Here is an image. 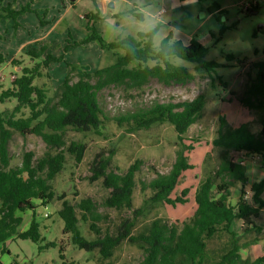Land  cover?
Here are the masks:
<instances>
[{"label":"trees","instance_id":"16d2710c","mask_svg":"<svg viewBox=\"0 0 264 264\" xmlns=\"http://www.w3.org/2000/svg\"><path fill=\"white\" fill-rule=\"evenodd\" d=\"M15 1L0 0V19L15 20L32 11V0L19 8L14 6ZM258 9V4L250 1L240 11L247 15ZM207 10L209 13L223 11L219 10L217 3L209 5ZM95 17L92 11L84 14L88 34L71 42L67 39L62 51L94 42L101 50L114 55L111 63L93 71H77L74 63L65 62L68 73L53 87L48 83L51 80L49 67L51 63L63 61V55L47 52L48 44L36 40L23 46L22 55L11 59L15 71L11 73L10 85L3 88L0 84V104L14 101L12 107L0 110V252H9L6 244L13 238L29 239L34 243L42 240L39 223L34 218L35 208L37 204H51L53 192L48 181L64 167L66 146L73 153L75 163L81 161L84 141L66 142L67 131H74L83 138L95 136L107 141L106 148L90 160L88 175L91 180L102 179L107 196L97 200L92 195H85L73 202L59 197L61 207L55 213L63 222L62 233L73 245L89 253L97 249L100 256L109 257L123 240L142 244L141 257L122 264H264V252L254 259L242 258L239 253L241 248L256 243L257 235L262 232L255 220L264 207V175L249 182L245 163L234 155L241 152L256 154L264 167V61L250 64L256 74L236 97L241 106L257 116L259 129L252 131L249 122L232 125L224 115L218 114L213 137L207 142L209 148L203 156L193 188L192 214L173 224L152 221L146 231L133 234L131 228L151 204L163 202L175 207L189 201L190 186L176 189L183 174L195 168L189 161L188 152L200 144V138L196 134L192 136L190 128L201 118L208 97L201 91L192 99L153 100L109 117L101 106L100 92L111 86L126 92H140L151 78L166 85L186 83L197 77L212 78L220 64L205 60L207 49L196 38H190L182 49L184 59L180 62L184 68L181 70H164L162 63L152 67L153 61L146 58H128L104 42L94 26ZM224 29L222 25L219 34ZM230 58L227 55V59ZM5 60V55L0 52V64ZM75 70L77 78L72 80L71 74ZM105 119L117 124L132 120L134 126L128 132L146 130L165 122L173 126L174 158L166 171L147 166L149 177H139L138 181L141 189L150 188L154 192L137 208H133V191L137 186L135 175L140 173L143 163L136 159L124 171L111 163L119 142L111 141L114 135L107 131L103 123ZM15 133L22 137L38 136L54 151L35 160L34 151L22 150L18 163L11 164L9 144ZM232 187L239 192L234 204L231 203ZM247 192L250 193L248 198ZM77 210L81 213L80 219ZM27 211L32 213L31 219L24 230H18L22 223L21 214ZM103 211L120 215L112 229L101 230L98 225L104 220ZM87 220L88 229L94 233L91 237H86L82 230V222ZM235 221H240L239 231L232 228ZM251 232L255 236L240 243V236ZM46 245L54 246L55 243L47 242ZM60 251H63L62 246ZM60 256L64 258L63 253Z\"/></svg>","mask_w":264,"mask_h":264},{"label":"rangeland","instance_id":"374dc122","mask_svg":"<svg viewBox=\"0 0 264 264\" xmlns=\"http://www.w3.org/2000/svg\"><path fill=\"white\" fill-rule=\"evenodd\" d=\"M27 1L16 0L14 6L19 8ZM250 1L205 0L200 2L185 0L181 3L179 0H170L173 6L170 8L169 14L173 18V23L181 27V38L183 40L199 39L207 49L205 60L220 64L212 73V78L197 77L186 83L167 85L151 78L144 90L140 92L137 90L126 92L120 87L112 86L100 92L101 106L109 117L136 106L149 104L153 100L192 99L201 91L208 97L201 118L190 128L192 136L196 134L200 138V144L188 152L189 161L195 165V168L183 174L176 189L178 191L182 187L190 186L189 201L177 204L175 207L163 202L151 204L138 217L131 230L133 234L146 231L152 221L173 224L176 220H186L192 214L194 209L193 188L199 175V166L209 148L207 142L213 137L218 114L224 115L232 125L249 122L252 131L256 132L259 129L257 116L241 106L236 100V97L242 94L245 84L256 74V70L252 69L250 64L255 61H264V0H258L259 9L255 14L246 15L240 11V8ZM73 3H75L74 7H67L68 4H71L69 0H32L30 3L31 12L24 13L15 20L0 19V52L6 57V60L0 64V84L3 85V88L10 85V80L13 78L11 73L15 71L11 66V59L22 55L21 49L16 52V48L24 41H31L34 38L41 39L40 41L48 44L47 52L63 55V61L51 63L49 67L51 80L48 83L53 87H56L68 73L69 67L65 62L74 63L77 71H92L114 60V55L101 50L94 42L83 46L69 47L66 52L62 51L67 39L71 42L72 39L84 38L88 34L85 28L82 29L87 22L84 15L80 14L77 21L74 19L75 14L89 10L94 13L97 5L101 8L105 6L95 3L94 0H75ZM213 3L221 6L223 11L209 13L207 7ZM165 7H169V3H166ZM66 8L68 9L65 10ZM205 15H210L211 20L202 23ZM15 21L16 26H14ZM94 21V26L99 31L96 17ZM222 25L225 29L219 34ZM259 26H262V29H258ZM227 55H230L231 58L227 59ZM23 57L25 56L23 55ZM77 71L75 70L71 74L72 80L77 78ZM228 92L233 94L229 95ZM13 104L14 101L4 102L0 104V110L6 107L10 108ZM103 123L107 131L114 135L111 141L119 142L111 163L120 171L126 170L128 165L136 159L143 163L140 173L135 175L137 186L133 191V208H137L141 206L144 199L149 198L154 192L150 188L141 189L138 181L139 177L143 179L149 177L147 166L153 165L161 171H166L174 158L176 145L173 126L165 122L151 126L146 130L132 129L128 132L134 126L132 120L117 124L111 119H105ZM122 134L124 135L121 136ZM72 140H83L85 143L81 161L75 163L73 153L66 146L64 167L48 181L53 192L51 204L45 206L37 204L35 208L34 218L39 223L42 240L34 243L29 239H10L6 244L9 252H0V264H122L128 261H137L141 257L142 244L140 243L123 240L114 248L111 256L102 257L97 249L89 253L76 247L62 233L63 222L55 213V210L61 207L62 199L59 197L62 196L63 199L73 202L85 195H92L97 200L107 196L102 179L91 180L88 177L90 160L106 148L107 141L95 136L83 138L77 132L67 131V144ZM22 150L34 151L36 160L48 156L54 151V148L47 147L38 136L22 137L15 133L9 144V151L12 155L11 164L18 163V155ZM234 155L242 158L246 168L249 167L251 179L259 180L263 177L264 167L258 155H248L243 152L234 153ZM42 174L44 175V173ZM231 189V203L234 204L239 192L235 187ZM246 196L248 198L250 193L247 192ZM262 196L264 199V192ZM101 210L103 209L101 208ZM76 214L80 219L81 213L77 210ZM103 214L104 220L100 221L98 225L101 230L112 229L120 215L112 211H103ZM21 216L23 221L18 230L27 227L32 213L27 211ZM262 219H264V209L260 220ZM238 223L239 221H235L232 225L234 229L238 230ZM88 224V220L82 222V230L86 237H91L94 233L88 229ZM254 235V233L242 235L240 240L245 241ZM52 241L55 243L54 246L46 245L47 242ZM214 244H217V240H214ZM40 246L41 248H39ZM61 246L63 247L62 252L60 251ZM262 247V249L254 250L257 252H250L249 255L260 254L264 250V246ZM61 253L64 258L60 256Z\"/></svg>","mask_w":264,"mask_h":264},{"label":"clouds","instance_id":"9594fccd","mask_svg":"<svg viewBox=\"0 0 264 264\" xmlns=\"http://www.w3.org/2000/svg\"><path fill=\"white\" fill-rule=\"evenodd\" d=\"M169 3V7L165 4ZM170 0H107L94 9L104 42L128 58H146L152 67L181 70L184 64L181 27L169 14Z\"/></svg>","mask_w":264,"mask_h":264},{"label":"crops","instance_id":"0c3cea01","mask_svg":"<svg viewBox=\"0 0 264 264\" xmlns=\"http://www.w3.org/2000/svg\"><path fill=\"white\" fill-rule=\"evenodd\" d=\"M185 0H183V1H180L179 0V2H181V3H183ZM197 1V0H196ZM253 3H257L258 4V6H259V3H258V0H251ZM70 2V1H69ZM74 2V1H73ZM94 2L95 3H97V4H99V5H106V3H107V0H94ZM104 2H105V4H104ZM74 5H75V3H72V5L70 4H68V6L67 7H71V6H73L74 7ZM246 5V4H245ZM245 5L243 4L241 7L242 8H244L245 7ZM98 6V5H97ZM68 8H66L65 10H67ZM222 9V7L221 6H219V10H221ZM223 10V9H222ZM89 12H91L90 10L89 11H82V12H79V13H76L75 14V16H74V19H76L77 20V17L80 15V14H82V15H84V14H86V13H88L89 14ZM76 17V18H75ZM210 15H205L204 16V18L202 19V23H206V22H208V21H210L211 19H210ZM205 18H209V19H207V21H205ZM78 21V20H77ZM86 24V23H85ZM85 27L83 26V28L82 29H84ZM36 40H41V39H37V38H34L33 40H31V41H24L23 43H21L17 48H16V52H17V50H20L21 49V51H22V48H23V46L24 45H26L27 43H31V42H33V41H36ZM199 40V39H198ZM189 41V39H187L186 40V42H188ZM200 41V40H199ZM88 44H91V42L90 43H88ZM93 71V70H92ZM249 168V167H248ZM248 168H246L247 169V175H248V177H249V182H253V181H257V179H251L250 178V175H249V171H248ZM250 169H251V167H250ZM264 192V191H263ZM262 195H263V193H262ZM263 197V196H262ZM263 209H264V207L260 210V212H259V215H258V217H257V219L255 220V223L256 224H258L259 226H261L262 227V232H260L257 236H258V241L256 242V243H254V244H251V245H249V246H247V247H243V248H241L240 249V251H239V253H240V255H241V257L242 258H249V259H254V258H256L257 256H259V255H261L263 252H264V250H262L261 252H260V254H256V255H254V256H250L249 254H250V252L251 253H254V252H257V251H254V250H257V249H262L263 247L262 246H264V219H262V220H260V218H261V214H262V211H263ZM22 221H23V219H22ZM235 223V222H234ZM233 223V224H234ZM232 224V225H233ZM232 228H233V226H232ZM239 228H240V221H239V223H238V230L237 229H235V230H237V231H239ZM25 229V228H24ZM24 229H22V230H24ZM131 230H132V228H131ZM132 233V232H131ZM252 233V232H251ZM250 233H248V234H244V235H249ZM242 236V235H241ZM241 236H240V238H241ZM255 236V235H254ZM254 236H252V238L254 237ZM252 238H248V239H246L245 241H248V240H250V239H252ZM245 241H241L240 240V243H243V242H245Z\"/></svg>","mask_w":264,"mask_h":264},{"label":"water","instance_id":"95a60500","mask_svg":"<svg viewBox=\"0 0 264 264\" xmlns=\"http://www.w3.org/2000/svg\"><path fill=\"white\" fill-rule=\"evenodd\" d=\"M70 2H73L75 0H69ZM257 12V10H251L250 14H255ZM258 29H262V26H259Z\"/></svg>","mask_w":264,"mask_h":264},{"label":"built area","instance_id":"2783aa9c","mask_svg":"<svg viewBox=\"0 0 264 264\" xmlns=\"http://www.w3.org/2000/svg\"><path fill=\"white\" fill-rule=\"evenodd\" d=\"M207 19H209V18H205V21H207ZM240 162L244 163V160L241 159Z\"/></svg>","mask_w":264,"mask_h":264}]
</instances>
